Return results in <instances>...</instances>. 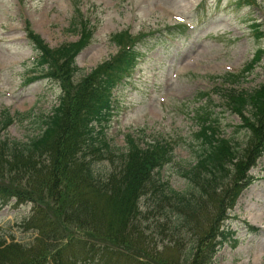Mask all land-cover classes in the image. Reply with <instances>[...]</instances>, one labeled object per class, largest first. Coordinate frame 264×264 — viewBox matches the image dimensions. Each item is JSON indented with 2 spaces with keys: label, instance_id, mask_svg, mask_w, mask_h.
Masks as SVG:
<instances>
[{
  "label": "trees",
  "instance_id": "16d2710c",
  "mask_svg": "<svg viewBox=\"0 0 264 264\" xmlns=\"http://www.w3.org/2000/svg\"><path fill=\"white\" fill-rule=\"evenodd\" d=\"M71 26L80 40L52 49L26 23L37 78L55 80L62 93L43 116L39 135L28 142L7 139L3 133L14 117L8 111L0 116V210L32 205L33 215L23 226L39 235L33 250L0 235V264H48L50 259L51 264H202L212 259L217 238L225 241L230 233L222 229L228 210L254 182L248 171L264 154V84L252 92L224 94L227 110L241 119L245 142L225 137L220 118L200 107L196 162L183 172L187 188L178 192L162 174L174 158L170 143L156 140L141 147L129 137L122 150L107 138L116 110L114 91L134 65L138 37L114 35L119 48L114 59L77 80L76 57L93 32L80 10ZM256 36L263 34L257 30ZM263 56L259 49L241 73L226 79L240 81ZM104 161L112 168L102 173L97 165ZM158 211L175 220L172 240L161 245L149 221ZM163 244L189 256L183 263L176 255L168 259L156 250Z\"/></svg>",
  "mask_w": 264,
  "mask_h": 264
},
{
  "label": "rangeland",
  "instance_id": "374dc122",
  "mask_svg": "<svg viewBox=\"0 0 264 264\" xmlns=\"http://www.w3.org/2000/svg\"><path fill=\"white\" fill-rule=\"evenodd\" d=\"M250 1L0 0V115L8 111L14 117L3 135L18 142L39 135L43 116L61 95L57 82L37 78L40 73L35 70L36 54L26 35V23L49 47L56 48L79 40L71 22L80 10L91 23L93 37L77 57L78 80L114 59L119 51L114 35L138 36L133 46L136 62L115 90L117 112L107 129L111 145L126 149L129 137L143 147L154 140L171 143L174 159L162 173L174 189L185 191L183 172L196 160L199 144L194 133L204 107L220 117L224 135L245 141L246 133L237 130L241 120L223 106V96L225 89L252 92L264 84V56L262 64L239 83L233 85L225 78L241 72L259 48L264 50V0ZM257 23L263 34L260 38L256 37ZM111 168L107 161L97 165L102 173ZM250 174L255 182L224 222L229 237L222 242L217 238V254L202 264H264V156ZM31 208L9 205L0 211V235L29 250L38 246L39 238L23 226L33 215ZM157 214L149 221L161 245L172 240L175 220L174 216L165 220L161 214L157 220ZM181 234L188 246L187 231ZM156 250L168 259L176 255L182 263L189 256L165 244Z\"/></svg>",
  "mask_w": 264,
  "mask_h": 264
}]
</instances>
